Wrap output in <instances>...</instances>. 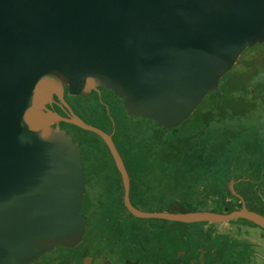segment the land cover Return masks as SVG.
<instances>
[{
	"label": "water",
	"instance_id": "obj_1",
	"mask_svg": "<svg viewBox=\"0 0 264 264\" xmlns=\"http://www.w3.org/2000/svg\"><path fill=\"white\" fill-rule=\"evenodd\" d=\"M264 45V0H0V264H32L85 233L81 151L60 122L96 134L120 174L137 219L177 224L245 220L246 209L149 212L129 201L112 134L87 125L63 99L97 87L125 113L173 130L217 90L241 54ZM55 96L68 118L48 110Z\"/></svg>",
	"mask_w": 264,
	"mask_h": 264
},
{
	"label": "trees",
	"instance_id": "obj_2",
	"mask_svg": "<svg viewBox=\"0 0 264 264\" xmlns=\"http://www.w3.org/2000/svg\"><path fill=\"white\" fill-rule=\"evenodd\" d=\"M263 68L264 45L247 48L222 77L217 90L209 93L190 118L167 136L161 132L165 129L144 119L155 126L152 138L114 131L112 118L98 102V121L85 123L113 134V143L131 181L135 208L150 212L228 213L245 207L247 201L249 210L264 216V79L259 76ZM252 70L256 73L254 79ZM66 126L74 132V142L75 135L79 140L84 133L96 136L113 164L100 137ZM116 178L120 182V176ZM105 212L99 220H105ZM127 214L138 223L137 236L142 243H165L170 238L176 246L184 238L190 243L200 242L198 229L203 224L141 220Z\"/></svg>",
	"mask_w": 264,
	"mask_h": 264
},
{
	"label": "flooded vegetation",
	"instance_id": "obj_3",
	"mask_svg": "<svg viewBox=\"0 0 264 264\" xmlns=\"http://www.w3.org/2000/svg\"><path fill=\"white\" fill-rule=\"evenodd\" d=\"M102 90L105 89L97 87L90 94H98V91L100 93ZM74 98L77 97L68 96L67 88L64 87L63 99L65 103L74 115L85 122L80 112L83 113L87 110L82 105L76 106L73 104L71 99ZM96 100H99L98 102L103 107L107 106L99 97H96ZM46 108L63 118H68L70 115V111L55 96L52 97V102L47 104ZM66 125L69 124L60 122L52 124L51 128L65 131L73 140L74 132ZM111 139L113 141V134ZM101 167L106 168V170L110 168L116 177L117 175L120 176L114 163L110 166L104 164ZM124 168L126 170L125 165ZM87 187L88 181L86 179L80 212L85 220L86 229L81 242L71 248L56 247L52 251L43 254L32 264H264V258L261 261H256L253 250L251 251L249 246L235 242L232 237L234 234L222 233L212 227L213 224L209 223H202L203 225L199 226L198 231L201 234L199 243H190L188 238H184V242L177 246L172 238L165 243L157 241L142 243L139 236H137L138 223L129 218L127 214L129 212L124 206L122 181L107 180L104 186L105 200L102 197L99 205L93 203L94 205H90L89 209H84L83 201ZM128 197L132 205L130 179ZM249 203L245 201L246 209H248ZM261 209L264 210V208ZM104 211L108 216L105 217L104 221L99 220L101 216L103 217ZM238 233H241V231H237L235 235Z\"/></svg>",
	"mask_w": 264,
	"mask_h": 264
},
{
	"label": "rangeland",
	"instance_id": "obj_4",
	"mask_svg": "<svg viewBox=\"0 0 264 264\" xmlns=\"http://www.w3.org/2000/svg\"><path fill=\"white\" fill-rule=\"evenodd\" d=\"M253 61L251 65L252 67H255ZM259 73V76H261L260 78L264 79V68ZM251 74L252 79L256 78L255 70H252ZM96 97H99L107 104V106L105 107V111L106 114H108V116L112 118L114 131L116 130L117 132H131L132 135H138L139 138H142V135H146L148 137L151 136V138L153 137L155 130L154 125L149 122H145L140 118L128 116L122 110L119 101L115 97H113L110 92L105 90H102L100 93L98 91V94L94 93L93 95L92 93H88L84 98L77 97L71 99L73 104H75L76 106L82 105L87 110L83 111V113L80 112L81 116L86 122L96 124V120L98 121L97 117H100L98 113H101V110L98 107L99 100H96ZM98 123L97 125L100 126V123ZM169 131L170 130L161 132L167 136ZM75 142L79 143L82 162L85 168V177L88 181V187L86 189L85 198L83 201V208L89 209L90 205H94L93 203H95V205H99L102 197L105 200L104 186L106 185V181L110 180L115 182L117 181V178L116 175L113 174V172L110 170V168H107L106 170V168L101 167L104 164L110 166L111 163L101 141L96 136L90 133H84L82 139L79 140L75 135ZM172 183L173 181H171V184ZM212 227L220 230V232L222 233L234 234L232 237L235 242L247 245L251 248V251L253 250L254 258L256 259V261H261L262 258H264V231L262 229L247 224L243 222V220H235L222 224H213ZM239 230L241 231V233L235 235V233Z\"/></svg>",
	"mask_w": 264,
	"mask_h": 264
}]
</instances>
